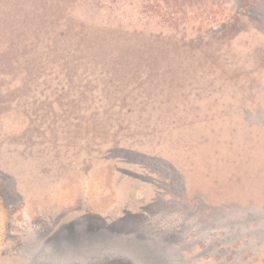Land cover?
I'll use <instances>...</instances> for the list:
<instances>
[{
    "label": "rangeland",
    "instance_id": "1",
    "mask_svg": "<svg viewBox=\"0 0 264 264\" xmlns=\"http://www.w3.org/2000/svg\"><path fill=\"white\" fill-rule=\"evenodd\" d=\"M0 264H264V0H0Z\"/></svg>",
    "mask_w": 264,
    "mask_h": 264
}]
</instances>
